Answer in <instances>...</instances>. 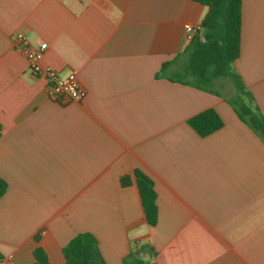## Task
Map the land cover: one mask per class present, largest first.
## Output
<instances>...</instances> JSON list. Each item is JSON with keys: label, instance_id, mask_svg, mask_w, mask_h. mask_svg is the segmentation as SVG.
<instances>
[{"label": "crops", "instance_id": "crops-1", "mask_svg": "<svg viewBox=\"0 0 264 264\" xmlns=\"http://www.w3.org/2000/svg\"><path fill=\"white\" fill-rule=\"evenodd\" d=\"M206 12L190 0H0V264H34L37 247L65 264L85 232L106 264L134 251L152 264H264V141L226 101L231 85L218 96L159 76ZM17 32L87 98L51 101ZM235 68L264 116V0H242ZM207 109L224 125L200 137L188 120ZM137 169L155 185L154 227Z\"/></svg>", "mask_w": 264, "mask_h": 264}, {"label": "trees", "instance_id": "trees-1", "mask_svg": "<svg viewBox=\"0 0 264 264\" xmlns=\"http://www.w3.org/2000/svg\"><path fill=\"white\" fill-rule=\"evenodd\" d=\"M207 8L201 31L174 61L164 63L159 76L221 96L216 89L221 79L229 80L233 94L226 101L233 107L240 120L246 123L264 141V116L259 106L235 68L241 56L242 0H190ZM172 65H177L171 73ZM188 125L200 136L207 137L220 130L224 122L214 109H207L188 120ZM1 128V125H0ZM143 212L147 224L156 226L158 221L157 192L153 180L143 171H134ZM123 187L132 181L121 178ZM8 190V183L0 178V198ZM38 239V237H37ZM138 251L143 252L144 249ZM65 264H106L97 238L88 232L79 233L64 247ZM1 256V255H0ZM34 264H51L45 250L37 247ZM123 264H152L131 252Z\"/></svg>", "mask_w": 264, "mask_h": 264}, {"label": "built area", "instance_id": "built-area-1", "mask_svg": "<svg viewBox=\"0 0 264 264\" xmlns=\"http://www.w3.org/2000/svg\"><path fill=\"white\" fill-rule=\"evenodd\" d=\"M200 31V25L187 26L186 39L192 42ZM13 45L27 59L31 72L35 76L44 78L45 91L51 101L67 104L82 102L87 98L88 90L77 74L63 75L53 68L43 65L44 48L34 47L23 32L13 35Z\"/></svg>", "mask_w": 264, "mask_h": 264}, {"label": "rangeland", "instance_id": "rangeland-1", "mask_svg": "<svg viewBox=\"0 0 264 264\" xmlns=\"http://www.w3.org/2000/svg\"><path fill=\"white\" fill-rule=\"evenodd\" d=\"M220 81H221V83L223 84V86H224V85H227V87H228V86L230 85L229 80H227L226 78H223V79H221ZM223 92L225 93V90H223Z\"/></svg>", "mask_w": 264, "mask_h": 264}, {"label": "water", "instance_id": "water-1", "mask_svg": "<svg viewBox=\"0 0 264 264\" xmlns=\"http://www.w3.org/2000/svg\"><path fill=\"white\" fill-rule=\"evenodd\" d=\"M142 259H144V258H142Z\"/></svg>", "mask_w": 264, "mask_h": 264}]
</instances>
